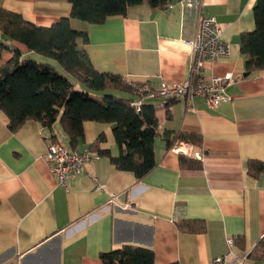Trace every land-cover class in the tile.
<instances>
[{
	"label": "crops",
	"instance_id": "0c3cea01",
	"mask_svg": "<svg viewBox=\"0 0 264 264\" xmlns=\"http://www.w3.org/2000/svg\"><path fill=\"white\" fill-rule=\"evenodd\" d=\"M189 1L173 0L167 8L145 1L126 14L90 23L71 18L70 0H0V7L39 26L71 18L74 29L87 32L88 42L79 39L78 44L97 70L154 90L162 80L180 82L190 76L194 54L188 40L201 14L214 15L230 50L207 62L203 73L233 75L226 87L230 99L217 107L202 96L190 103L177 99L170 106L160 97L144 99L155 106L161 133L155 140L156 165L140 179L99 155L61 186L45 155L53 134L71 148L59 120L50 128L29 119L13 132L0 111V264H103L101 253L125 244L153 249L155 264H213L228 251V237L237 238L233 249L241 253L264 236V168L254 174L250 166L251 161L264 164V70L247 72L241 51L242 33L256 28L257 0H203L200 10L189 7ZM6 45L0 67L19 50L21 59L50 63L64 72L19 41ZM89 92L96 97L105 93ZM165 132L172 143L181 132L200 134L202 145L193 148L202 159L174 151ZM84 133L76 151L90 150L103 133L100 147L119 153L112 123L85 121ZM182 156L203 167L181 165ZM184 220H202L206 229L181 230L177 223ZM245 264H264V252L257 250Z\"/></svg>",
	"mask_w": 264,
	"mask_h": 264
},
{
	"label": "trees",
	"instance_id": "16d2710c",
	"mask_svg": "<svg viewBox=\"0 0 264 264\" xmlns=\"http://www.w3.org/2000/svg\"><path fill=\"white\" fill-rule=\"evenodd\" d=\"M147 1L153 8H167L173 0H70L71 18L90 23L103 22L112 15L126 14L128 8ZM256 28L241 35V51L246 55L247 72L264 70V0H257L254 7ZM71 18H62L52 26H39L26 21L21 15L0 7V31L6 40L0 42V59L9 48L7 40L23 43L30 51L55 61L73 80L86 89L75 87L66 74L50 63L34 59H21L19 50H14L13 59L0 67V111L10 122L15 132L29 119L40 121L53 128L59 120L68 135L71 148L77 149L78 141L84 140V122L98 121L113 124V133L119 153L113 155L109 149H102L100 143L106 137L102 133L91 145L90 150L109 157L120 170L131 171L137 178L144 177L156 165L155 140L160 125L155 106L144 102L150 92L141 91L146 86L134 84L121 75L101 72L95 68L89 54L79 47L78 40L88 42V34L71 26ZM107 90L131 94L123 97ZM89 91L105 92L100 97ZM152 98V97H151ZM141 100L138 107L135 102ZM169 101L166 106H170ZM168 115L171 116L168 111ZM169 146L172 145L170 132H165ZM177 140L202 145V136L194 132H181ZM56 134L52 141H58ZM181 165L201 169L202 162L181 157ZM251 171L258 174L264 168L261 162H250ZM1 202V201H0ZM179 229L187 232H201L206 229L202 220H184L177 223ZM264 252V236L251 250ZM103 264H155L153 249L125 244L100 254ZM178 264V263H170Z\"/></svg>",
	"mask_w": 264,
	"mask_h": 264
},
{
	"label": "built area",
	"instance_id": "2783aa9c",
	"mask_svg": "<svg viewBox=\"0 0 264 264\" xmlns=\"http://www.w3.org/2000/svg\"><path fill=\"white\" fill-rule=\"evenodd\" d=\"M203 0H190L188 6L201 9ZM172 4H170L171 6ZM2 41L0 31V42ZM193 48V62L191 74L180 82H168L162 80L157 90L150 87L141 88V91L150 92L151 97H160L164 104L177 99H185L188 103L195 96H202L211 107H217L230 99L226 93V87L233 79L231 73L223 76H206L203 73L205 65L209 61L217 60L229 53V43L223 39V31L214 15L201 14L198 18V29L193 39L188 40ZM139 107L141 100L135 102ZM172 149L178 153L193 155L202 159V155L194 152L193 144L176 140L172 143ZM46 159L50 170L56 176L59 185L67 186L68 181L85 171V164L99 154L90 150L78 152L72 150L61 141H51L47 146ZM236 237L227 238L228 251L214 258L213 264H245L246 258L251 251L236 252L233 248Z\"/></svg>",
	"mask_w": 264,
	"mask_h": 264
},
{
	"label": "rangeland",
	"instance_id": "374dc122",
	"mask_svg": "<svg viewBox=\"0 0 264 264\" xmlns=\"http://www.w3.org/2000/svg\"><path fill=\"white\" fill-rule=\"evenodd\" d=\"M63 73H64V72H63ZM64 74H65V73H64ZM79 88H80L81 90H85V89H86V88H85L83 85H81V84H79ZM109 92H111V91H109ZM114 93L118 94L119 92L114 90ZM93 95H94V94H93Z\"/></svg>",
	"mask_w": 264,
	"mask_h": 264
},
{
	"label": "water",
	"instance_id": "95a60500",
	"mask_svg": "<svg viewBox=\"0 0 264 264\" xmlns=\"http://www.w3.org/2000/svg\"><path fill=\"white\" fill-rule=\"evenodd\" d=\"M3 40H6V35L4 33L1 34Z\"/></svg>",
	"mask_w": 264,
	"mask_h": 264
},
{
	"label": "clouds",
	"instance_id": "9594fccd",
	"mask_svg": "<svg viewBox=\"0 0 264 264\" xmlns=\"http://www.w3.org/2000/svg\"><path fill=\"white\" fill-rule=\"evenodd\" d=\"M2 34V33H1Z\"/></svg>",
	"mask_w": 264,
	"mask_h": 264
}]
</instances>
